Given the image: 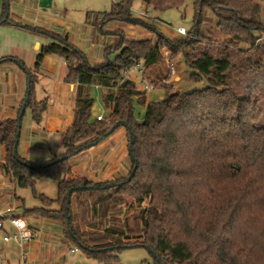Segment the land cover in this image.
<instances>
[{"label":"trees","instance_id":"obj_1","mask_svg":"<svg viewBox=\"0 0 264 264\" xmlns=\"http://www.w3.org/2000/svg\"><path fill=\"white\" fill-rule=\"evenodd\" d=\"M135 1L114 2L110 11L88 18L93 42L117 37L105 46L103 60L94 62L67 35L14 20L11 0H3L0 26L50 39L37 55L36 68L46 55H57L67 63L65 82L122 92L109 121L93 119L90 108L77 110L64 136L65 152L33 163L19 151L23 119L30 108L33 121L42 122L47 102L37 98L36 76L24 61L0 58V64L18 62L28 77L18 117L0 119V144L6 149L0 165L21 187L35 188L42 177L56 180V198L35 191L44 204L25 208L26 213L61 220L62 242L102 264H119L118 252L137 246L150 250L154 264H264V48L257 42L264 40V11L251 0H195L186 36L172 39L153 26L156 40L135 39L105 29L111 20L148 26L134 14ZM141 1L160 11L186 2ZM209 14L251 32L256 55L242 57L230 44L206 39ZM163 47L171 60L182 54L194 70L191 78L209 85L180 92L160 78L156 87L165 90L164 99L146 103V91L125 74L138 64L146 69L161 64ZM247 73L257 81L256 90L238 87L240 75ZM136 100L145 105L143 120L136 117ZM120 128L128 138L127 174L101 181L74 175L72 157ZM52 203L57 207L47 206Z\"/></svg>","mask_w":264,"mask_h":264},{"label":"crops","instance_id":"obj_2","mask_svg":"<svg viewBox=\"0 0 264 264\" xmlns=\"http://www.w3.org/2000/svg\"><path fill=\"white\" fill-rule=\"evenodd\" d=\"M74 3L82 6V2L77 0H11V17L20 22L67 35L73 43L83 50H88L94 62H100L103 60L101 58H103L105 47H98L102 40L93 42V25L88 19L89 15H85L84 20H78L77 23L73 17H67L70 12L68 6ZM2 11L3 0H0V14ZM49 41L50 39L44 35L17 26H0V58L12 55L24 61L36 76L37 98L45 99L47 102L43 121L36 123L31 117L29 125L22 129L19 151L33 163L47 162L55 155L65 152L64 136L77 110L90 108L93 119H97L99 115L109 118L118 107V97L122 92L120 88L65 82L67 63L57 55H46L40 67L36 68L37 55L41 47ZM22 73L24 71L18 62L0 64V119H15L19 115L26 93L21 89ZM135 80L139 81V78L135 77ZM148 94L145 97L146 103L151 101L148 99ZM124 131V128H120L110 137L72 157L74 175H83L101 181L107 179L108 176L109 178L114 177L125 168L127 151H124L122 155V152L117 153L116 149L108 146L116 135ZM0 150V161L3 162L6 156L5 146L0 144ZM5 192L0 193L4 195L0 198V213L6 212L3 219L4 234L14 231L9 221L10 217L20 216L9 206V199L12 195L4 194ZM33 235L34 239L28 242L24 249L15 243H9L8 249L10 250H8V245L5 244L8 242H5L3 238L5 245L0 246L1 264L3 262L5 264H27V259L22 258L20 261L19 257V253L22 255L26 251L32 253L29 261L33 264H42L41 261L46 264H64L59 257L58 260L53 259L57 253L46 240V236H42L41 229L34 230Z\"/></svg>","mask_w":264,"mask_h":264},{"label":"rangeland","instance_id":"obj_3","mask_svg":"<svg viewBox=\"0 0 264 264\" xmlns=\"http://www.w3.org/2000/svg\"><path fill=\"white\" fill-rule=\"evenodd\" d=\"M77 1H81L82 6L79 3H76V5L74 3L70 7L68 6L70 12L67 16L73 17L75 23H77L78 20H84V17L87 14H89V17L93 20L96 14H102L105 11H110L114 2H119L121 0ZM251 1L255 5L260 6L264 11V0ZM194 2L195 0H186L185 4L180 8H172L165 11H160L155 10L152 6L146 5L141 0H136L132 7L133 12L137 17H141L149 27L144 26L143 24L125 23L119 20H111L108 22L105 29L111 33L119 32L122 30L129 38L144 39L153 37L156 40L157 33L153 32L151 29V27L154 26L166 36L172 39L177 38L182 36V34L177 32V28L184 27L188 33V30H190L193 26ZM101 17H103V15H101ZM208 18L209 20L205 23L203 30V34L206 39L211 40L215 43L230 44L232 48L238 50V54L242 57L256 55L255 50L257 48L253 45L255 37L252 36L251 32L247 31V29L239 27L234 21H219L213 18L211 14L208 15ZM116 38V35L113 34L104 36L100 39L102 40V43H100L101 45L99 44L98 47L102 48V46L105 47L108 44H113L117 41ZM257 42L259 43L261 49L264 48L263 39ZM162 51L164 54V59L161 64L148 69H146L143 64H138L127 71V73L125 74V78H139L138 88L146 91L144 94L145 97H147V93H149V100L162 101L164 99L166 94L165 90L161 89L160 87H156V82L160 78L163 80V82L171 84L176 91L180 92H190L197 89H204L209 85L206 79L196 81L191 78V74L194 72V70L187 66L182 54H179L177 57L171 60L169 58V55L167 54V48L163 47ZM86 52L90 55L88 50ZM172 66L174 67V69L171 68ZM22 74L23 82H21V89L22 92L25 93L27 89L28 77L25 73ZM178 76L179 78H177ZM240 78L243 80L241 84H239V88L243 90L257 89L255 86L257 81H254L251 74L247 73L246 76H243L241 74ZM263 78V76L260 77L262 81ZM134 105L136 117L139 120H143L145 115V105L138 100L135 101ZM30 118L31 109L28 108L23 119L24 128L29 125ZM125 132L126 130L123 133L116 135V138L112 140L108 145L110 148L116 149L117 153L122 152V155L124 154V151H127L125 168L115 174L114 177L109 178L108 176L107 179L103 180H114L124 177L131 168V161L128 157V138L127 133ZM77 142V144H80L81 142H83V140ZM6 175L7 173L0 166V193L6 191L4 194L9 193L12 195L11 199H9V206L14 212L18 213L20 216H24L27 219L32 229V233H34V230H37L38 228L43 231L42 236H46V240H48L49 244L53 246L55 252L57 253L53 256V259L55 258L58 260L59 257V260H62L64 264H102L96 259L88 257L82 250L72 252L71 248H74L75 246H73V244H65L62 242L64 234L61 220L52 219L49 217L37 218L26 213L25 208H33L36 206H42L44 204L37 194L40 195L41 193H43L51 198H56L58 190L56 180L48 177H42L36 180L35 188H33L32 186L21 187L17 184L16 180L13 179L14 177L11 174H9V176ZM35 191L37 194L35 193ZM3 196L4 195H0V198ZM47 206H49L50 208H54L57 207V204L52 203ZM5 234L3 229L0 228V246L7 244L8 249V247H10L9 242L5 243L6 241H3ZM34 237L35 236L33 235V239ZM43 248L45 249V245H43ZM16 251L18 252L19 250L17 249ZM19 254L20 261H22L23 255H21V253ZM26 255L28 260L27 264H33L31 261H29V259L32 257V253L30 254V252L26 251ZM118 256L120 260L119 264H154V257L151 254L150 250L142 246L121 249L118 252ZM40 263L46 264L44 261H41ZM3 264H5V262H3Z\"/></svg>","mask_w":264,"mask_h":264},{"label":"built area","instance_id":"obj_4","mask_svg":"<svg viewBox=\"0 0 264 264\" xmlns=\"http://www.w3.org/2000/svg\"><path fill=\"white\" fill-rule=\"evenodd\" d=\"M177 32L182 35L187 34V31L184 27L177 28ZM171 68L174 69L173 66ZM97 119L109 121L108 118H105L102 115L97 116ZM0 217L5 218L4 213H0ZM9 221L13 226L14 231L6 232V234L4 235V240L9 243L13 242L24 249L25 245L33 239L32 229L27 219L24 216H12L10 217ZM4 227H5L4 221L3 219H0V228L4 229ZM72 251H77V249H73ZM22 255H23L22 257L23 260H26L27 259L26 253L23 252Z\"/></svg>","mask_w":264,"mask_h":264},{"label":"water","instance_id":"obj_5","mask_svg":"<svg viewBox=\"0 0 264 264\" xmlns=\"http://www.w3.org/2000/svg\"><path fill=\"white\" fill-rule=\"evenodd\" d=\"M29 89H30V80H29ZM28 98H29V93H28V95H27V98H26V100H28ZM25 109V104L23 105V107H22V111ZM22 117V113L20 114V118Z\"/></svg>","mask_w":264,"mask_h":264}]
</instances>
